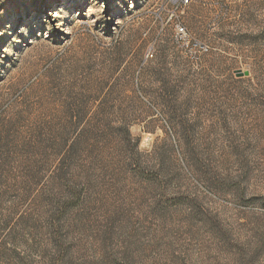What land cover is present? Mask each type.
<instances>
[{
  "label": "rangeland",
  "instance_id": "374dc122",
  "mask_svg": "<svg viewBox=\"0 0 264 264\" xmlns=\"http://www.w3.org/2000/svg\"><path fill=\"white\" fill-rule=\"evenodd\" d=\"M188 1L0 0V264H264V0Z\"/></svg>",
  "mask_w": 264,
  "mask_h": 264
},
{
  "label": "built area",
  "instance_id": "2783aa9c",
  "mask_svg": "<svg viewBox=\"0 0 264 264\" xmlns=\"http://www.w3.org/2000/svg\"><path fill=\"white\" fill-rule=\"evenodd\" d=\"M181 2H182V4H186V5L189 3L188 0H181ZM184 37H186V30H185V28L182 27V26H177L176 27V38H177V40H182ZM201 49H202L203 52H207V49L206 50H203V48H201ZM147 56H148V58L149 57H152L151 54L150 55H147Z\"/></svg>",
  "mask_w": 264,
  "mask_h": 264
}]
</instances>
